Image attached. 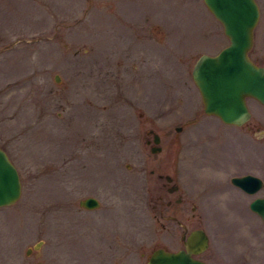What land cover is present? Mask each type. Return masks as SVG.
Returning a JSON list of instances; mask_svg holds the SVG:
<instances>
[{
  "label": "rangeland",
  "instance_id": "374dc122",
  "mask_svg": "<svg viewBox=\"0 0 264 264\" xmlns=\"http://www.w3.org/2000/svg\"><path fill=\"white\" fill-rule=\"evenodd\" d=\"M256 1L249 56L264 64ZM227 43L203 0H0V146L22 184L0 206V264H145L156 246L181 248L180 226L154 206L163 153L145 142L151 128L190 170L170 194L184 202L165 211L206 231L197 257L264 264V224L248 205L264 188L229 180L264 181V105L248 97L250 118L226 123L204 112L191 76ZM87 195L101 204L80 207Z\"/></svg>",
  "mask_w": 264,
  "mask_h": 264
},
{
  "label": "water",
  "instance_id": "95a60500",
  "mask_svg": "<svg viewBox=\"0 0 264 264\" xmlns=\"http://www.w3.org/2000/svg\"><path fill=\"white\" fill-rule=\"evenodd\" d=\"M203 2L221 23L228 43L214 54L201 53L196 58L191 70L192 80L206 113L214 114L226 123L240 125L251 116L246 101L248 97L264 105V64H257L249 56L254 28L259 19V6L256 0ZM59 77L54 75L56 81ZM231 182L250 194L264 188L262 178L252 173L233 175ZM21 190L18 169L0 146V206L14 203ZM78 204L90 209L98 207L100 201L96 196L87 195L80 198ZM248 205L264 224V194L252 198ZM42 242V239L37 240L32 247H27L26 252L39 250ZM208 246L206 231L194 228L183 239V247L172 250L156 246L147 255L145 264H209L197 257Z\"/></svg>",
  "mask_w": 264,
  "mask_h": 264
},
{
  "label": "flooded vegetation",
  "instance_id": "af4514ba",
  "mask_svg": "<svg viewBox=\"0 0 264 264\" xmlns=\"http://www.w3.org/2000/svg\"><path fill=\"white\" fill-rule=\"evenodd\" d=\"M178 127L179 126H177L176 128L180 130L181 126L180 128ZM147 132L148 134L145 137V142L149 145V149L151 153L152 154L163 153L155 160L156 163L154 165V168L150 169V172L155 174L157 180V188L161 190L160 194L155 196L156 202L154 203V206L160 216L172 222H176V224L180 226L181 228L180 239L182 241V247H183V239L185 238L187 233L194 228L188 229L187 224L184 223L177 215L178 213H176L174 210L165 211V209L174 206L178 207L184 202L185 198L184 196H182L181 193H176V195L173 197H170V194L177 192L179 190L180 185L182 183L181 181L184 175L186 176L185 172L190 170H186L185 167H181L180 154L178 152H176L174 149H171L170 147L169 148L167 147L166 149L164 148L163 144L161 143L160 134H158L152 128L148 129ZM188 176L196 178L197 174L195 172L188 173ZM232 176L229 177L230 182ZM233 185L240 188L235 184ZM195 228H202V227H195Z\"/></svg>",
  "mask_w": 264,
  "mask_h": 264
}]
</instances>
